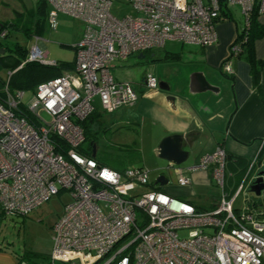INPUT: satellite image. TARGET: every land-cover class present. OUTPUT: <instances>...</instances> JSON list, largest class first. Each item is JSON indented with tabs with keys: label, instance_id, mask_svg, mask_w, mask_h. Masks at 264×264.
Instances as JSON below:
<instances>
[{
	"label": "built area",
	"instance_id": "built-area-1",
	"mask_svg": "<svg viewBox=\"0 0 264 264\" xmlns=\"http://www.w3.org/2000/svg\"><path fill=\"white\" fill-rule=\"evenodd\" d=\"M44 1L50 29H56L59 14L82 22L84 28L74 45L71 71L39 83L27 99L25 91H10L4 85L2 214L25 216L53 195L68 193L71 201L52 225L48 264H264V212L253 207L248 196L234 208L245 182L238 183L230 195L226 192L223 147L200 154L189 168L211 167L210 182L221 191L214 208L199 210L157 189L144 167L119 171L84 154L85 133L80 125L97 110L95 99L105 113L136 101L130 82L114 78L115 60L161 48L167 40L212 45L221 13L238 8L241 37L231 44L221 64V70L230 74L249 18L253 12L264 14V0H124L137 14L121 18L112 15L111 0ZM42 44L35 43L19 67L26 61L55 64L46 60ZM142 82L149 90L158 89L152 73L146 72ZM255 164L256 157L248 170ZM173 168L178 185L188 186L189 176ZM179 230H186L187 236L179 237Z\"/></svg>",
	"mask_w": 264,
	"mask_h": 264
},
{
	"label": "crops",
	"instance_id": "crops-1",
	"mask_svg": "<svg viewBox=\"0 0 264 264\" xmlns=\"http://www.w3.org/2000/svg\"><path fill=\"white\" fill-rule=\"evenodd\" d=\"M0 4L3 6L0 8L3 9L2 12L12 11L20 20H28L27 24L15 27L18 29L25 27L27 30L25 34L31 37L33 43L42 41L46 60H49L44 44L46 40L42 38L48 12L45 1L0 0ZM58 17L61 21H66L68 16L59 14ZM4 20L0 19V23L7 22ZM75 21L73 43L69 45L72 56L61 60L72 62L73 67L74 45L80 39L84 28L82 22ZM255 21L257 26L264 28V14L257 15ZM241 26L242 19L238 8L229 11L225 9L216 24L217 41L214 44L199 47L167 40L176 41L179 46L175 50H169L166 48V41L161 48L138 53L137 62L144 64L145 69L140 73L141 85L136 91L137 99L134 104L119 108L115 121H110L117 123L118 118L119 124L130 126L129 129L132 126L137 127L133 132L137 139L133 143L140 148L141 162L138 166L149 171L160 172L159 168L166 165V162L157 155L160 140L168 135L182 134L183 146L189 151V156L183 164L174 167H179L189 176L190 184L178 185L174 168L167 171L169 181L166 185L155 186L154 182L151 184L172 197L189 201L199 210L214 208L221 191L210 182L211 167L207 170H189L197 156L212 152L216 147H223L226 150V170L229 168L230 171L225 177V190L230 195L233 186L239 181L230 172H244L242 162L250 160L258 149L259 140L264 138V35L253 40L249 56L259 69L258 83L253 81L246 51L232 58L230 74L221 70V64L227 60L229 48L241 32ZM73 67L63 72L71 71ZM146 72L155 74L159 78L158 82L167 86L169 91L159 87L157 90L147 89L142 82ZM112 74L116 80H120L119 59L113 62ZM200 74L215 86V93L204 89V80ZM169 96H173V101ZM96 111L101 113L99 109ZM188 142L191 143V147L187 146ZM196 184L211 185L212 188L206 194L196 195ZM49 254L45 263H35L27 255L10 250L4 241H0V264H48Z\"/></svg>",
	"mask_w": 264,
	"mask_h": 264
},
{
	"label": "rangeland",
	"instance_id": "rangeland-1",
	"mask_svg": "<svg viewBox=\"0 0 264 264\" xmlns=\"http://www.w3.org/2000/svg\"><path fill=\"white\" fill-rule=\"evenodd\" d=\"M111 1L112 4L110 11L115 17L121 18L125 15L137 14L130 3L125 2L124 0ZM2 7L3 6H0V8ZM2 11L3 9H0V19H5L4 21H7V23H13V25L8 26V34L1 38L3 43L7 44L9 48H15L18 44L20 47L27 50V54L28 52L30 53V49L34 45L33 40H31L30 36L25 34L27 32L25 27L22 29L15 27L18 25L21 26L23 24H27L28 20H20L18 15L12 11ZM21 15L24 17L26 16L25 14ZM74 23H76L75 19L69 16L66 17V21H61L58 17V25L56 29L52 30L49 28V22L46 19L42 38L46 40L44 44L46 51H48L47 58L49 60L61 61L69 59L72 56V49L69 45L73 43L72 39L74 35ZM165 44L166 48L169 50H175L179 46V43L176 41H167ZM137 54L138 53H134L124 59H119V79L121 81L126 80L130 82L135 91H138V86L141 85L140 73L145 69L144 64L142 65L137 62L139 61ZM8 72L9 71L7 69H3L0 72V75L4 78H7ZM156 78L159 81L157 76ZM29 96L30 93L26 92L25 98L27 99ZM95 100L96 108L100 110V104L97 99ZM115 112L105 113L101 111L102 116L100 124L98 127L95 125L92 128L93 130H97V133H95V137L93 138L96 141L95 158L103 165L111 168H121L132 165L138 166L141 162L140 148L133 143L134 140L137 139L136 134L133 133L137 127L132 126L131 129L134 130H131L129 129L130 126L125 127L124 125L119 124L118 118L116 120L117 123H110L111 120L114 122L115 117H117L118 112ZM84 143L85 144H83V146H85L86 143L88 145L89 141H85ZM145 143L147 146V142ZM145 152H147V150ZM146 157H148V155ZM247 170L248 168H246L242 173H234V171L230 172L233 174V177L239 179L237 184L243 179L245 182L241 193L234 203V208L241 207L243 205V200H245L247 196L251 200L253 198L252 193L248 190V183L249 178L256 171V166L252 169L249 177L245 180L244 177ZM229 171V168H227V170H225L226 174H228ZM158 173L159 171H149V181L154 182L158 176ZM235 185L233 186V189ZM210 188H212L211 185L207 186L205 184H196L195 194H206ZM70 201L71 198L65 191L60 192L57 195H53L47 201L25 216L1 214L0 241H4L5 246H8L10 250L27 255V257L32 259V261L35 263H45L47 255L50 253L52 248V225L57 220V218L62 215L65 204L69 203ZM178 236L185 238L187 236V231L179 230Z\"/></svg>",
	"mask_w": 264,
	"mask_h": 264
},
{
	"label": "trees",
	"instance_id": "trees-1",
	"mask_svg": "<svg viewBox=\"0 0 264 264\" xmlns=\"http://www.w3.org/2000/svg\"><path fill=\"white\" fill-rule=\"evenodd\" d=\"M257 15L258 14L256 12H253L249 18V27L247 28L246 34L244 36V41H241V50L239 53L240 55L246 51L248 57L247 59L251 64V75L255 83H258L259 69L255 66L253 58L249 57L252 51L251 45L254 39L260 37L261 35H264V28H261L256 24L255 19ZM1 24L2 27L0 28V33L6 31V36L8 34V26L13 25V23L3 22ZM239 36L241 37V35ZM0 47L5 49V52L3 54H0V72L3 69L11 71V74L7 76V78H4L0 75V100H4L3 88L6 84L10 91L22 90L25 92H34L39 83L51 79L53 77L59 76L63 73V70L71 69L73 67L72 62L67 61H55V64L53 65L43 64L39 61H26L22 64L21 67H19V65L26 59L27 50L20 47L18 44L15 48H9L8 45L4 44L1 39ZM25 114L28 120L31 122V115L26 112ZM100 116L101 113L94 111L84 121L80 122V125L85 133V141H89L88 145L86 143V145L81 148V151L89 156L91 155L92 144H96V141L93 138L95 137V133H97V130H93L92 128L95 125L98 127L101 122ZM248 162H242V170L245 171ZM129 167L142 166L132 165L124 166L121 168L112 167V169L122 171ZM1 214L2 212L0 211V215Z\"/></svg>",
	"mask_w": 264,
	"mask_h": 264
},
{
	"label": "water",
	"instance_id": "water-1",
	"mask_svg": "<svg viewBox=\"0 0 264 264\" xmlns=\"http://www.w3.org/2000/svg\"><path fill=\"white\" fill-rule=\"evenodd\" d=\"M1 27L2 24L0 23V28ZM4 52L5 49L0 47V54H3ZM202 78L204 80L203 81L204 89L215 93V86L210 84L208 81H206L203 75ZM158 87L164 91L167 92L169 91V88L165 85L163 86L161 82L158 83ZM169 97L173 101V96H169ZM183 140H184V136L182 134L168 135L160 140L158 144L157 155L166 162V165L159 168L160 172L158 177L154 181V185L157 186L166 185L169 181V178L167 176V171L170 168H173L174 166H179L183 164L187 160L189 156V151L184 149L182 142ZM187 146L191 147V143L188 142ZM95 155H96V146L95 144H92L91 156L95 157ZM262 175H264V170L258 171L257 173H255V176L251 179L250 183L248 184L249 185L248 190L253 195L252 198L253 206L258 211L261 210L264 211V207H262L260 204H257V201H259L258 199H260V201H262V205H264V177H262ZM253 199H255L256 202Z\"/></svg>",
	"mask_w": 264,
	"mask_h": 264
},
{
	"label": "flooded vegetation",
	"instance_id": "flooded-vegetation-1",
	"mask_svg": "<svg viewBox=\"0 0 264 264\" xmlns=\"http://www.w3.org/2000/svg\"><path fill=\"white\" fill-rule=\"evenodd\" d=\"M35 44V43H34ZM227 153V152H226ZM256 157V164L252 167V169L256 166V171L253 173V175L249 178V183L251 181V179L255 176V173H257L258 171L264 170V138H261L259 140L258 143V149L255 152V154L250 158L248 165L246 166V168H248V166L250 165V162L252 161V159ZM227 165V163H226ZM252 169L250 168V170H247L245 177L246 179L249 177L250 172H252ZM226 170V169H225ZM262 177H264V175H262ZM248 183V184H249ZM249 186V185H248ZM255 201V199H253ZM259 201H257V204H260L262 207H264V205H262V201H260V199H258ZM250 203L253 205V201L251 199H249ZM256 202V201H255ZM254 202V203H255ZM254 207V206H253ZM262 211V210H261ZM264 212V211H262Z\"/></svg>",
	"mask_w": 264,
	"mask_h": 264
}]
</instances>
